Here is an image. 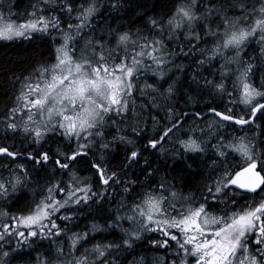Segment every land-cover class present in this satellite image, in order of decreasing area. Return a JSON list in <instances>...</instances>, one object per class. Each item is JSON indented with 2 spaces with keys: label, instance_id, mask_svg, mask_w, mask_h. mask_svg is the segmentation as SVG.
<instances>
[{
  "label": "snow or ice",
  "instance_id": "obj_1",
  "mask_svg": "<svg viewBox=\"0 0 264 264\" xmlns=\"http://www.w3.org/2000/svg\"><path fill=\"white\" fill-rule=\"evenodd\" d=\"M12 7L0 41L49 54L0 112V264H264V0Z\"/></svg>",
  "mask_w": 264,
  "mask_h": 264
},
{
  "label": "trees",
  "instance_id": "obj_2",
  "mask_svg": "<svg viewBox=\"0 0 264 264\" xmlns=\"http://www.w3.org/2000/svg\"><path fill=\"white\" fill-rule=\"evenodd\" d=\"M13 7L12 11L14 13H22L27 6L33 2V0H11ZM101 2L107 7L108 0H101ZM153 0H140V3H147L149 7ZM136 0H133V7L131 9H127L119 15L122 17V20L118 23H122L125 27L130 28L133 32H135L138 28L145 29V20L140 18V14L143 12L142 8L135 7ZM104 10L102 9V12ZM159 10H157L158 12ZM153 14V13H149ZM108 23H113V21L108 20ZM49 54V46L45 41L41 40H24L21 39L19 41H0V112H3L6 107L11 106L13 99L16 94V80L14 77H23L26 76L31 69L37 64L38 61L46 59ZM18 83V82H17ZM4 133L0 131V142ZM7 143L12 144L13 141L9 139ZM15 143L19 147L20 138L17 137ZM55 147V145H53ZM147 156L148 153H145ZM154 159V158H153ZM120 162V154L117 153L116 158L112 161L113 165L118 164ZM168 169L167 172L170 174L169 178L172 176H177L176 186L177 188L183 190L185 193L191 190H195V186L199 183L203 182V177L200 175H192L188 177L183 174H179L178 170H173V161L171 158L168 159ZM51 167V165H50ZM193 171L198 172L199 170L196 166H193ZM165 174V171L162 169L161 173L156 177L159 179L161 176ZM81 175H88V173L82 172ZM66 179V178H65ZM141 180L144 179L143 176L140 177ZM190 179L191 183L186 185V181ZM114 196L113 205L116 201H118L121 197L118 192H113ZM243 203V202H241ZM96 222L103 226V220L97 219ZM78 227L74 228V231H83L85 225H90L92 223V218L88 219L80 218L75 222ZM108 233H97L94 234L95 239L91 240V242L86 245L87 247H91L94 243L106 242L104 237L107 236ZM111 239V237H109ZM46 246V245H45ZM141 255H144L142 249L137 250ZM163 254L162 252L160 253ZM148 255H155L150 253ZM132 257H129L131 259Z\"/></svg>",
  "mask_w": 264,
  "mask_h": 264
},
{
  "label": "rangeland",
  "instance_id": "obj_3",
  "mask_svg": "<svg viewBox=\"0 0 264 264\" xmlns=\"http://www.w3.org/2000/svg\"><path fill=\"white\" fill-rule=\"evenodd\" d=\"M7 2H9V0H6V3H7ZM11 3H12V2H11ZM5 13L7 14V9H6V8H5ZM13 13H14V12H13ZM19 40H21V39H17V40H14V41H19ZM15 85H16V89H15V90H16V92H17V90H18V88H19V83L16 82ZM94 234H97V233H93V235H94ZM45 245H47V241H45Z\"/></svg>",
  "mask_w": 264,
  "mask_h": 264
}]
</instances>
